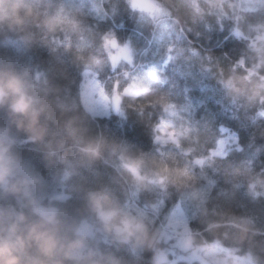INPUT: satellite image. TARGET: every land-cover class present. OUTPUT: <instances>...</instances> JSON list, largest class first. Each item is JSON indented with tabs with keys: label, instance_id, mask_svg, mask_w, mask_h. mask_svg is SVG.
Listing matches in <instances>:
<instances>
[{
	"label": "clouds",
	"instance_id": "obj_1",
	"mask_svg": "<svg viewBox=\"0 0 264 264\" xmlns=\"http://www.w3.org/2000/svg\"><path fill=\"white\" fill-rule=\"evenodd\" d=\"M168 2L125 0L137 22L151 27L159 44L156 55L171 53L174 47L160 31L162 22L172 18ZM102 4L60 0L50 12L53 5L44 6L42 0H0V35L25 32L21 41L29 46L39 42L50 53L60 47L68 52L75 45L85 77L108 67L115 71L122 63H133L135 48L131 37L121 43L113 31L101 33L87 25L88 17L107 15ZM187 7L193 23L204 22L207 31L223 32L227 24L225 39L232 37L242 47L227 71L218 69V82L231 104L244 98L249 110L255 107L252 123L264 118V0H187ZM176 26L185 25L177 18L173 31ZM32 27L40 29L39 40L36 33L25 31ZM183 52L176 47V55L169 58L181 59ZM61 75L67 78L66 70ZM122 75L129 77L127 71ZM151 79V72L147 78L132 77L123 88L117 80L110 94L94 81L99 99L82 90L81 114L74 99L61 96L67 89L52 88L45 72L18 70L11 60L0 61V109L9 120V126H0V264H144L145 253L147 264H264V228L252 217L217 211L219 205L209 208L218 181L205 169L213 175L221 171L212 159L220 153L217 148L194 147L199 143L194 129L166 118L175 117V111L165 107L152 125L154 151H133L109 141L102 131L90 134L87 117L105 114L109 95L122 115L123 99L149 93ZM10 125L26 132L27 140L13 136ZM234 138L238 145L239 137ZM29 142L47 149L46 173L14 151V146ZM236 150L243 148L238 145ZM259 155L256 148L239 168L224 170L234 189L244 186L236 178L247 175L246 195L253 201L264 197V169L253 174ZM101 167L112 170L106 180ZM170 188L180 195L164 212ZM226 191L221 189L218 196ZM145 194L151 198L142 200Z\"/></svg>",
	"mask_w": 264,
	"mask_h": 264
},
{
	"label": "trees",
	"instance_id": "obj_2",
	"mask_svg": "<svg viewBox=\"0 0 264 264\" xmlns=\"http://www.w3.org/2000/svg\"><path fill=\"white\" fill-rule=\"evenodd\" d=\"M59 2L60 0H42L44 6L53 5L48 9L50 12L55 10V5ZM83 2L89 4V0ZM167 6L172 12V18L162 22L160 31L164 33L166 40L172 41L174 47L173 51L166 55H156L159 44L153 39L151 27L142 26L137 22L136 14L131 12L125 0H103L102 7L107 15L102 19L87 18L86 23L89 27L101 33L111 30L121 43L131 37L135 48L131 65L122 63L115 71L108 67L96 75L107 93H111L117 80L121 82L120 87L123 88L132 77L147 78V74L152 73L151 91L135 100L125 97L121 104L122 115L119 113L115 115L113 112L106 116L89 115L86 124L91 130L90 134L95 135L102 131L109 141L126 144L133 151H154L151 143L152 125L164 114L165 107L177 113L175 117L166 118L173 120L177 125L182 123L184 127L194 129L192 135L198 137L199 143L193 146H203L205 151L217 147L223 128L230 130L239 137L238 145L243 151L236 150L238 146L236 142L228 146L223 153L212 157L221 166V171L213 175L210 168L205 169L210 177L218 181L211 190V202L208 206L211 209L219 205L217 211H233L237 215L252 217L257 227L264 228V197L253 201L246 195L247 175L236 178L243 181L244 186L234 189L232 183L226 182L229 177L224 172L225 169L232 171L239 168L242 161L256 148L260 149V155L253 166V174L264 169V118H258L256 123H252L250 117L255 113V107L249 110L248 101L244 98L236 105L231 104L227 89L218 82V69L224 68L227 71L239 58L242 46L232 37L225 39L228 36L227 24L225 30L221 32L218 28H213L212 31L205 30L204 22L199 20L193 23L187 0H169ZM177 18L185 26L183 29L176 26V30L173 31V20ZM209 22L215 24L214 18H209ZM25 31L36 33L39 40L40 29L32 27ZM23 35L25 32L0 35V61L11 60L18 70L30 67L34 72L36 70L45 72L50 86L66 88L67 91L62 92L61 96L67 95L70 100L74 99L80 106L79 113L83 114L80 96L82 65L76 58L75 45L68 52L60 47L55 53H50L39 42L29 46L21 41L20 37ZM85 35L88 42H93V37L87 33ZM159 35L158 31L157 39ZM176 47L184 49L182 58L170 59L169 56L176 55ZM189 49H195L199 56H192ZM160 51L166 53L167 49ZM65 70L67 78L61 75ZM124 71L129 73L128 78L122 75ZM49 98L54 99L55 93H50ZM0 126H9L8 117L2 109ZM10 128L13 136L27 140L26 132L18 131L15 125H10ZM249 144L252 145L251 148ZM14 151L21 158L30 161L38 170L46 173L48 161L44 153L47 149L42 144L29 142L14 146ZM188 159L191 160L192 157L189 156ZM100 171L102 179L105 180L112 172L111 169L103 167ZM195 171L199 173L200 168L196 167ZM221 189L227 190L226 194L218 196ZM169 191L172 195L165 199L164 212L177 204L180 195L174 188H170ZM145 198L151 197L147 194L141 197L142 200ZM148 259L149 254L145 253L144 264H147Z\"/></svg>",
	"mask_w": 264,
	"mask_h": 264
},
{
	"label": "rangeland",
	"instance_id": "obj_3",
	"mask_svg": "<svg viewBox=\"0 0 264 264\" xmlns=\"http://www.w3.org/2000/svg\"><path fill=\"white\" fill-rule=\"evenodd\" d=\"M94 81H98L99 83H101L97 76H88L85 77L83 75L82 77V82H81V91L83 90L86 94H90L92 96L93 99H99V95L98 93L94 92ZM112 112V103H111V96L109 95V104H108V108H107V112L103 115H96V116H106L109 115ZM236 137L232 132H230V130L223 128L222 129V136L219 140L225 141V143L223 144H217V150L219 153H223L228 146L235 144L237 141L235 140Z\"/></svg>",
	"mask_w": 264,
	"mask_h": 264
},
{
	"label": "water",
	"instance_id": "obj_4",
	"mask_svg": "<svg viewBox=\"0 0 264 264\" xmlns=\"http://www.w3.org/2000/svg\"><path fill=\"white\" fill-rule=\"evenodd\" d=\"M112 112H113L115 115L118 114V113L116 112L115 107L113 106V104H112Z\"/></svg>",
	"mask_w": 264,
	"mask_h": 264
}]
</instances>
